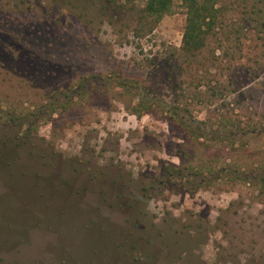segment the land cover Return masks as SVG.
<instances>
[{"label": "rangeland", "instance_id": "1", "mask_svg": "<svg viewBox=\"0 0 264 264\" xmlns=\"http://www.w3.org/2000/svg\"><path fill=\"white\" fill-rule=\"evenodd\" d=\"M145 2L0 0V264H264V0Z\"/></svg>", "mask_w": 264, "mask_h": 264}, {"label": "trees", "instance_id": "2", "mask_svg": "<svg viewBox=\"0 0 264 264\" xmlns=\"http://www.w3.org/2000/svg\"><path fill=\"white\" fill-rule=\"evenodd\" d=\"M213 0H183L187 8L186 24L183 36V49L190 53L199 50L203 46L202 40L206 34L203 26L206 25V19L211 23L218 17V11L213 7ZM172 0H146L142 12L146 16H152L155 19L170 12Z\"/></svg>", "mask_w": 264, "mask_h": 264}]
</instances>
